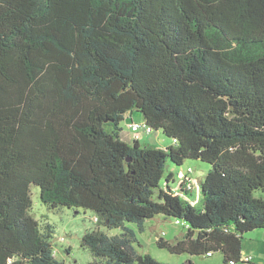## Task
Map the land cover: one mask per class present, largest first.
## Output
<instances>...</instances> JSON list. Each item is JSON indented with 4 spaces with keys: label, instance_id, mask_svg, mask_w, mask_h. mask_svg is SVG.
I'll return each instance as SVG.
<instances>
[{
    "label": "trees",
    "instance_id": "trees-1",
    "mask_svg": "<svg viewBox=\"0 0 264 264\" xmlns=\"http://www.w3.org/2000/svg\"><path fill=\"white\" fill-rule=\"evenodd\" d=\"M134 122L151 132L137 137ZM155 131L173 144L143 146ZM191 159L211 165L201 207L191 177L176 188L168 169ZM32 186L50 209L95 213L81 241L90 264H168L139 253L130 227L159 216L187 228L161 248L252 264L244 237L264 229V0H0V264H65L54 225L32 214Z\"/></svg>",
    "mask_w": 264,
    "mask_h": 264
},
{
    "label": "rangeland",
    "instance_id": "rangeland-1",
    "mask_svg": "<svg viewBox=\"0 0 264 264\" xmlns=\"http://www.w3.org/2000/svg\"><path fill=\"white\" fill-rule=\"evenodd\" d=\"M136 119L141 118L140 113L134 114ZM131 118L126 117L122 122V127L129 130L128 122ZM141 144L143 146H156L165 148L173 144V139L167 137L162 131H155L152 135L146 136ZM211 165L200 160H186L181 166L168 164L169 171L175 175L176 188L181 184L185 176L193 179L191 183L192 192L187 197L194 206L201 207L203 195L201 191V181L204 179ZM33 209L32 214L40 221L47 220L54 225L56 233L54 244L57 249L56 258L65 264H90L94 256L90 250L81 246L84 234L88 231L97 229L96 215L89 209H69L62 207L59 209H50L44 204L40 197V189L32 186ZM130 227L136 232L138 242L135 247L141 254H150L157 260L168 264H182L191 260L194 264H221L222 254L215 253L213 256H192L187 253L174 254L165 248H161L157 241L159 238L175 241V239L187 231V228L175 218H164L159 216L148 220L145 230L141 232L138 226L130 223ZM102 230L110 235L120 233L121 229H112L101 227ZM243 256L253 255L252 264H264V229L255 230L245 235ZM71 248L67 251V248ZM251 264V263H238Z\"/></svg>",
    "mask_w": 264,
    "mask_h": 264
},
{
    "label": "built area",
    "instance_id": "built-area-1",
    "mask_svg": "<svg viewBox=\"0 0 264 264\" xmlns=\"http://www.w3.org/2000/svg\"><path fill=\"white\" fill-rule=\"evenodd\" d=\"M130 126L132 127V129L135 131V135L137 137H142L143 135L145 134H148L151 132L152 128L150 126H148L146 124V122H134V123H130ZM188 182H189V188H193L191 183L193 181L192 178H188L187 179ZM179 222V221H178ZM244 255V254H243ZM254 259L253 255H246V256H243V260L245 261H252Z\"/></svg>",
    "mask_w": 264,
    "mask_h": 264
},
{
    "label": "crops",
    "instance_id": "crops-1",
    "mask_svg": "<svg viewBox=\"0 0 264 264\" xmlns=\"http://www.w3.org/2000/svg\"><path fill=\"white\" fill-rule=\"evenodd\" d=\"M133 118L136 119L135 116H134ZM136 120H137V119H136ZM192 191H193V190H192Z\"/></svg>",
    "mask_w": 264,
    "mask_h": 264
}]
</instances>
